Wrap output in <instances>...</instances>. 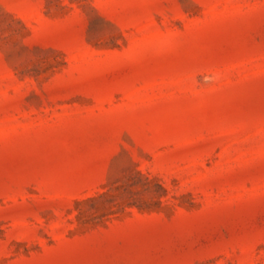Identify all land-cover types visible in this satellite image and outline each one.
Segmentation results:
<instances>
[{
  "label": "rangeland",
  "instance_id": "1",
  "mask_svg": "<svg viewBox=\"0 0 264 264\" xmlns=\"http://www.w3.org/2000/svg\"><path fill=\"white\" fill-rule=\"evenodd\" d=\"M0 264H264V0H0Z\"/></svg>",
  "mask_w": 264,
  "mask_h": 264
}]
</instances>
